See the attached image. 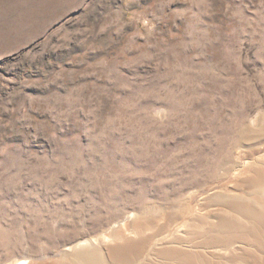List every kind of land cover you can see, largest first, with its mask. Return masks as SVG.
Segmentation results:
<instances>
[{
	"label": "rangeland",
	"instance_id": "1",
	"mask_svg": "<svg viewBox=\"0 0 264 264\" xmlns=\"http://www.w3.org/2000/svg\"><path fill=\"white\" fill-rule=\"evenodd\" d=\"M263 189L264 0H0V264L136 244L123 223L264 264ZM232 226L260 238L209 254Z\"/></svg>",
	"mask_w": 264,
	"mask_h": 264
},
{
	"label": "bare ground",
	"instance_id": "2",
	"mask_svg": "<svg viewBox=\"0 0 264 264\" xmlns=\"http://www.w3.org/2000/svg\"><path fill=\"white\" fill-rule=\"evenodd\" d=\"M260 194L264 197V189L262 190ZM227 201H232V200H227ZM226 205H224V207L228 208V211L229 210L235 211L241 208V206H238L234 202H227ZM126 224L127 223L122 224L121 228L124 229V230L122 229V231L126 232V231L131 230L132 233H135L136 235H138L140 237L139 238L140 240L136 244H132L133 241L131 238L132 236L131 234L130 236L129 234L121 233V231H117L115 232V234L114 233L107 234V235L105 234L104 236L105 241L114 243L115 244L114 247H111L112 244H109V243L108 244L105 243V244L84 245L85 247H83L81 252L77 254L78 255L77 263H74L72 262V260H69V264H166V262L160 257L162 253H166L167 251L169 252V255H170V258H167V259H173L174 261H171V262L174 264H186L187 262H190L187 259L188 257L184 256V258L182 259L180 254L176 250L170 248L169 246L171 242H174L176 244H182V243L180 242L178 243V241H173V240H167V242L165 240H162V241L159 240V241H156L155 244H150V247L147 248V245L150 240L149 239L147 240L146 238L142 236L145 229L139 230L140 226H137V227L133 226V228L130 229L128 228ZM228 228H229L227 229L228 231H222L221 229L214 231L212 228H206L205 234L214 233V235L212 236L213 240L217 236L219 237V238L217 237L218 239H221L220 242L217 243V244H220L219 248L216 249V246L213 245L212 248L208 250L209 254H214L215 252L217 253L229 252L230 251L229 247L232 248L233 243H236L235 238H242L243 240L244 239L248 240L250 238L257 240L260 238V237L257 238L254 234L250 235L251 237L249 236V232L251 230H254L252 229V227L250 229H247V228L246 229H235L233 226L232 228L230 227ZM182 230H183L182 228H178L177 232H179L180 235H182L184 233ZM128 240H130V243L125 244V242ZM81 243H84V242H81ZM81 243L78 244L77 247L82 246L83 244ZM157 243H160V244H157ZM69 247H72V245H69L67 248ZM157 247H159L158 248L159 251L154 253L156 258L154 259L148 258L149 254L151 253L153 254L154 251L158 250L156 249ZM75 248L76 246L70 248L69 250L73 251V249ZM63 255H64L63 251L54 252V253H50L48 258H42V259L44 261L46 260L51 261L55 257H59L60 259H63ZM205 255L207 254L205 253ZM34 258L37 259V257H34ZM139 259H140V263L137 262ZM10 264H42V263H37V260L31 259V260L13 261ZM51 264H56V263H51Z\"/></svg>",
	"mask_w": 264,
	"mask_h": 264
}]
</instances>
